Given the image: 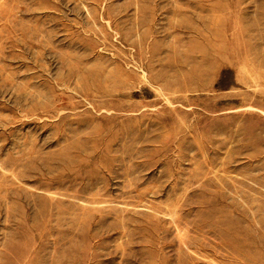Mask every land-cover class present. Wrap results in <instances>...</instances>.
<instances>
[{
	"label": "rangeland",
	"instance_id": "1",
	"mask_svg": "<svg viewBox=\"0 0 264 264\" xmlns=\"http://www.w3.org/2000/svg\"><path fill=\"white\" fill-rule=\"evenodd\" d=\"M0 264H264V0H0Z\"/></svg>",
	"mask_w": 264,
	"mask_h": 264
}]
</instances>
